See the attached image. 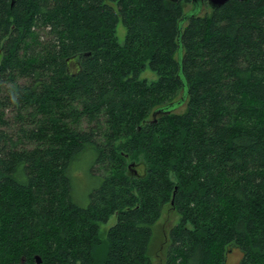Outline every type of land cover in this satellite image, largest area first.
Here are the masks:
<instances>
[{"label": "trees", "instance_id": "1", "mask_svg": "<svg viewBox=\"0 0 264 264\" xmlns=\"http://www.w3.org/2000/svg\"><path fill=\"white\" fill-rule=\"evenodd\" d=\"M189 2L0 0V264H264V0Z\"/></svg>", "mask_w": 264, "mask_h": 264}, {"label": "rangeland", "instance_id": "2", "mask_svg": "<svg viewBox=\"0 0 264 264\" xmlns=\"http://www.w3.org/2000/svg\"><path fill=\"white\" fill-rule=\"evenodd\" d=\"M193 7V3L189 2L185 9L187 11L191 10ZM203 9L201 12H207L210 11V7L208 4H204ZM127 28L124 26L122 22H120L116 29V34L118 36V39L121 43L125 41ZM179 59L181 57H178ZM141 79H147L149 82H152L153 80H157L158 76L155 72H153L149 67L145 69L141 73ZM183 107H180L178 110L182 109ZM92 158V155L90 153H87L83 158L81 162V167L77 168L75 171L76 177H77V185L75 189V200L80 204H87L90 198V192L93 188L98 186L97 179L92 175V171L90 170V160ZM143 165L138 164L137 165V171L138 173L143 172ZM180 220V214L174 209V208H167L163 212L162 217L160 218V221L158 223V236L154 235V253L152 255V264H165V248H166V239L167 234L170 231V229L179 222ZM117 222V215H111L109 220L107 222L101 223V235L102 237H106L107 230L114 225ZM156 231V230H155ZM161 240H165L164 242H161ZM242 253L239 249H235L232 253L229 254L228 262L226 264H237L241 259Z\"/></svg>", "mask_w": 264, "mask_h": 264}, {"label": "water", "instance_id": "3", "mask_svg": "<svg viewBox=\"0 0 264 264\" xmlns=\"http://www.w3.org/2000/svg\"><path fill=\"white\" fill-rule=\"evenodd\" d=\"M172 1L177 2L179 0H172ZM205 1L207 2L208 6L211 9H216V8L222 6L223 4H225L229 0H192V3L194 5V7H193V9H191L190 13H186L182 17V19L180 21V27L183 26L185 21L189 18L190 14H195L196 12H198L202 8V6L205 4ZM241 1H244V0H241ZM232 250L233 249H231L230 252H232ZM37 259H38V262H41V257L40 256H37Z\"/></svg>", "mask_w": 264, "mask_h": 264}]
</instances>
